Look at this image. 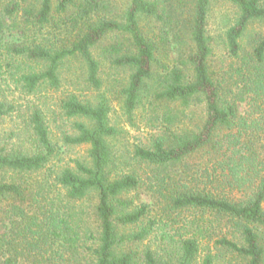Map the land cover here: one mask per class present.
Instances as JSON below:
<instances>
[{
	"label": "trees",
	"instance_id": "1",
	"mask_svg": "<svg viewBox=\"0 0 264 264\" xmlns=\"http://www.w3.org/2000/svg\"><path fill=\"white\" fill-rule=\"evenodd\" d=\"M217 1L240 11L226 34L230 55L240 61L233 79L238 92L224 93L212 68L208 19ZM263 1L131 0L121 21L95 18L109 9L104 0L5 3L0 76L6 68L28 94L45 85L60 88L61 69L75 58L86 65L87 83L100 90L101 63L93 50L117 35L129 46L110 44L103 53L131 71L122 92L128 114L142 103L155 77L160 43L178 60L165 69L154 93L158 101L181 107L166 113V122L199 103H205L207 114L198 131L181 129L172 140L161 136L136 148L134 159L151 168L143 175L119 167L110 142L118 131L104 95L96 103L75 94L62 101L64 116L77 119L64 144L89 146V163L76 161L74 167H48L57 146L36 111L34 151H0V203L8 205L11 224L0 239V264H222L226 253L243 264H264V34L250 51L244 43L253 23L264 24ZM73 7L71 22L82 25L79 34L68 44L54 42L43 31ZM150 18L162 23L159 34L145 33L142 22ZM247 98L250 111L241 115L238 102ZM45 170L49 176L34 182ZM144 186L154 206L133 195Z\"/></svg>",
	"mask_w": 264,
	"mask_h": 264
},
{
	"label": "rangeland",
	"instance_id": "2",
	"mask_svg": "<svg viewBox=\"0 0 264 264\" xmlns=\"http://www.w3.org/2000/svg\"><path fill=\"white\" fill-rule=\"evenodd\" d=\"M8 1L10 0H0V13L4 9V4ZM104 4L109 9L95 15V18L105 16L121 21L124 12L131 4V0H104ZM76 12V8L73 7L66 14L58 15L56 21L51 23L43 33L49 37L51 36L50 38L54 42L60 41L59 44L62 42L68 44L76 38L82 26L71 22ZM239 17V9L229 2L217 1L211 6L208 34L212 38L214 49L212 68L216 73V77L223 82L224 93H227L228 89L235 92L239 91V87L233 79L236 77L235 69L240 61L232 57L226 47L227 31L235 25ZM142 26L145 33L154 35L159 34L162 23L150 18L143 20ZM263 34V23L255 22L250 26L244 41L248 51L252 49L255 40ZM119 42L123 43L124 46H129L123 38L117 35H109L93 50L94 56L101 63L100 77L103 85L100 90H96L87 83L86 65L80 58L69 59L63 65L60 73L62 79L60 88L53 89L45 85L35 94H28L20 84L15 82V79L10 75V71L4 68L3 74L0 76V113H3L0 118V151L3 150L7 153H30L34 151L36 137L31 119L36 111H40L49 125L51 137L57 146V157L51 161L48 167L58 170L63 166L74 167L76 161L89 163L88 145L69 146L63 142L65 133H73L72 125L77 120L67 119L61 110L62 101L70 94L77 95L84 102L96 103L103 95L109 99L111 106L110 122L118 131L117 136L110 142L118 158L119 167L126 171L135 169L143 175L149 174L151 171L150 167L134 159L136 148L149 147L161 136L172 140L173 136L181 129L198 131L206 119L205 103L192 105L184 117H179L172 123H168L165 114L181 107L158 101L154 95L163 83L165 69L173 66L178 61L176 52L170 50L169 45H165V43H160L161 51L158 54L160 63L156 67L155 77L149 83V88L143 93L142 103L133 113H127L123 104L122 92L131 71L116 67L113 63V57L111 58L103 53L107 46ZM187 42L189 43V39ZM185 50H188V48L186 47ZM249 102V98L243 102H238L241 115H246L250 111ZM50 172L45 170L36 174L34 182L46 179ZM133 195L140 202L155 205V200L152 198L153 194L148 192L146 186L133 193ZM7 206L6 203H0V239L8 235L11 228L6 212ZM155 208L158 209L156 206ZM159 232L156 231L154 238H157V235L160 236ZM2 254L0 250V262L4 260ZM221 263L243 264L239 258L231 253H226Z\"/></svg>",
	"mask_w": 264,
	"mask_h": 264
}]
</instances>
